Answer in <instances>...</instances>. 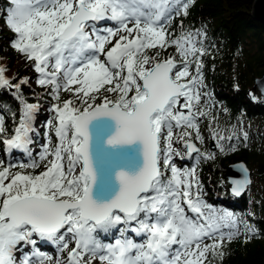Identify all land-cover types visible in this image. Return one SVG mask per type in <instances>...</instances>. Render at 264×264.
Wrapping results in <instances>:
<instances>
[{
  "label": "snow or ice",
  "instance_id": "6c2138e0",
  "mask_svg": "<svg viewBox=\"0 0 264 264\" xmlns=\"http://www.w3.org/2000/svg\"><path fill=\"white\" fill-rule=\"evenodd\" d=\"M194 3L8 0L0 20L13 33L11 48L55 101L48 124L56 143L49 136L38 160L32 157L30 133L39 106L21 92L30 78L13 83L0 66V88L15 89L22 105L11 134L0 116V144L29 157L19 164L0 161V264L52 262L35 250L38 240L68 250L53 264L223 259L225 241L240 234L236 217L204 202L195 170L181 171L173 162L181 154L174 143L182 142L188 154L199 151L187 129L201 140L196 121L206 115L196 107L206 54L198 38L205 34L184 31L183 25L178 35L169 31L174 16H187ZM62 92L68 98L62 99ZM240 170L235 195L252 182L249 170L243 165ZM118 226L121 238L114 243L97 238ZM244 229L245 242L257 234L248 224ZM126 231L143 241L126 238ZM26 245L33 246L31 253L20 252Z\"/></svg>",
  "mask_w": 264,
  "mask_h": 264
},
{
  "label": "trees",
  "instance_id": "16d2710c",
  "mask_svg": "<svg viewBox=\"0 0 264 264\" xmlns=\"http://www.w3.org/2000/svg\"><path fill=\"white\" fill-rule=\"evenodd\" d=\"M253 2L195 0L187 16H174L169 29L178 35L183 25L184 31L201 30L205 34L198 38L203 41L206 54L202 57V96L196 106L206 113L197 121L202 139L196 140L195 131L187 129L200 153L194 165L192 158L183 161H189L186 170L194 169L199 175V188L206 193L207 204L218 211L233 213L240 233L230 243L225 241L223 259L217 258L213 264H264V95L254 88L255 79L264 74V22L251 14ZM8 5V0H0V13ZM3 31L0 27V66L7 69L6 78L16 83L30 77V72L19 66L24 58L7 41L8 34L13 33ZM173 52L174 49H168V53ZM21 92L28 103L38 106L55 103L40 86L28 83ZM14 93L15 89L0 88V116L8 134L18 124L22 108ZM61 98H68V94L62 92ZM219 136L225 139L219 140ZM210 140L218 145L216 154L209 153ZM3 149L0 144V152ZM235 162L245 163L253 174L252 186L239 198L229 194L222 171ZM245 224L257 230L247 242ZM222 231L227 234L230 229ZM96 235L102 243L111 238L110 232Z\"/></svg>",
  "mask_w": 264,
  "mask_h": 264
},
{
  "label": "rangeland",
  "instance_id": "374dc122",
  "mask_svg": "<svg viewBox=\"0 0 264 264\" xmlns=\"http://www.w3.org/2000/svg\"><path fill=\"white\" fill-rule=\"evenodd\" d=\"M9 6L5 7L4 10L7 9ZM4 10H3V12L1 10V13H0L1 16H4L5 15V11ZM101 24L103 25L104 22H101ZM107 26L111 27L112 26V22H107ZM0 27L2 28V30H4L3 32H6V31L7 32H10L9 29L6 26H4L3 21H0ZM12 37H13V35L8 34L7 41L9 43H10V40H11ZM19 64H20L19 66H24V69L25 70H29V72H30V77H29L30 78V82H29V84L32 85V86H38L36 84V82H35L36 81L37 74L31 69V67L29 66L28 62H26L24 59H21V61H20ZM50 108H51V105H46V106L44 105V106H41L40 108H38V111H36L34 113V118H33L32 123L35 126V128L36 129H40L44 124L47 126V129L45 131V134H44L43 138H37V141H36V143L38 144V146H35V148H34L35 152H34V157L33 158H35L37 160L39 158V153H41L43 151V146L48 143V137L49 136H51L52 143L53 144L56 143L55 135L53 134V131L50 130L49 124H48V122L53 119V115H54V113L50 111ZM40 119H41V121H40ZM199 120H201V117H198L197 121H199ZM176 131L179 132L180 130L177 129ZM30 137L31 138L32 137H35V133L34 132H31ZM214 143H215V141H214ZM214 146H216V148L218 149L217 143H215ZM174 148L178 149L180 151V153H181L179 156H173V162L175 163L176 167L179 170L185 171L186 170V167H189V161L188 162H184L182 160V158H185L186 160L189 159V158H192L193 159V165L198 160L197 155L188 154L187 149L183 146V143L182 142L181 143H174ZM209 153L210 154H213L210 151H209ZM14 154L15 153H13L12 160H9V158L5 157L4 154L3 155H0V161H4V159H6L7 160V163L19 164V162L15 159L16 157H14ZM190 155H194V156H190ZM167 175L168 176L171 175L170 171L167 173ZM195 175H196V179L200 183L199 175L196 172H195ZM252 178H253V174H252ZM250 187H251V185L249 186V189H250ZM195 190L196 189H193V191H195ZM199 190H200V188H199ZM200 196H201V199L204 202L207 203V195H206V193L203 192V191H200ZM188 214L190 216L192 215L191 213H188ZM120 227H122V226H118L117 228L112 229L110 231L111 238L107 242H104L105 244H107V243H114L117 238H121L120 237V232H119V228ZM130 233H132V232L128 231L127 234H125V237L126 238H129V239H132L136 243H140V242L143 241V239H144L143 236H136L135 233H134V235L130 236ZM69 236H70V234H69ZM136 239H137V241H136ZM206 240L207 239H205V242H206ZM68 244H69V248H71V247L74 246V243H73V241L70 238L68 239ZM52 246H53V249L50 252L42 251V250H37V251L43 252L44 254H46L48 256L53 257V261L52 262L45 261V263H47V264H53V262L57 258H60L61 260H63L66 257V255H67V251H68L67 249L58 248L57 245H54V244H52ZM26 247L27 248H23L22 250H20V252L31 253L33 251L32 245H26ZM20 252H17L16 253V255L18 257L20 256ZM93 264H99V262L98 261H94Z\"/></svg>",
  "mask_w": 264,
  "mask_h": 264
},
{
  "label": "water",
  "instance_id": "95a60500",
  "mask_svg": "<svg viewBox=\"0 0 264 264\" xmlns=\"http://www.w3.org/2000/svg\"><path fill=\"white\" fill-rule=\"evenodd\" d=\"M251 14L253 15L254 18L264 22V0H254ZM261 82H264V74L261 77L256 78L255 83H254V88H256L260 92V94L264 95V84H261ZM190 142L195 144L194 140H190ZM197 149H198V147H197ZM210 150L214 153L216 152V148L214 146L213 141H210ZM196 153L197 152H193L191 154H196ZM240 165H243L245 168L248 169L247 165L243 162L231 163L224 169L225 177H226L227 183H228V190H229L230 194L236 198H239L244 193H246L248 187L252 184V182H251V184L243 192H241L240 195H235L233 193V191H232L233 181L240 180L243 178V173L240 170ZM249 174H250L251 181H252V172L250 170H249ZM230 175H232V176H230Z\"/></svg>",
  "mask_w": 264,
  "mask_h": 264
},
{
  "label": "bare ground",
  "instance_id": "6f19581e",
  "mask_svg": "<svg viewBox=\"0 0 264 264\" xmlns=\"http://www.w3.org/2000/svg\"><path fill=\"white\" fill-rule=\"evenodd\" d=\"M230 176H232V175H230ZM22 248V247H21ZM22 250V249H21Z\"/></svg>",
  "mask_w": 264,
  "mask_h": 264
}]
</instances>
